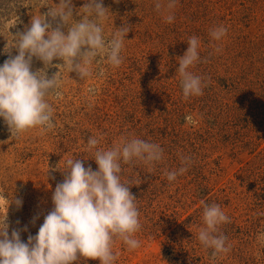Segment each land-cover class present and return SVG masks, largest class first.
Returning a JSON list of instances; mask_svg holds the SVG:
<instances>
[{
  "label": "rangeland",
  "instance_id": "obj_1",
  "mask_svg": "<svg viewBox=\"0 0 264 264\" xmlns=\"http://www.w3.org/2000/svg\"><path fill=\"white\" fill-rule=\"evenodd\" d=\"M59 3L0 0V64L18 54L15 39L32 18L44 15L52 29L60 26L67 34L68 25L48 15ZM86 3L71 0L69 26L83 18ZM102 4L106 40L129 28L120 66H112L105 51L81 79L60 58L45 66L33 57V72L44 70L60 81L58 94L46 97L54 122L12 135L0 118V220L7 214L9 235L18 230L27 242L38 232L68 159L97 170L89 137L101 150L139 138L159 144L163 158L121 165V180L139 211L140 247L130 250L114 238L115 264H264V0ZM219 26L227 32L215 40L210 33ZM191 37L200 41V59L188 70L203 87L201 95L185 98L178 61ZM182 167L169 182L167 173ZM205 204L219 205L229 217L217 229L227 252L213 255L198 239ZM73 264L100 261L82 257Z\"/></svg>",
  "mask_w": 264,
  "mask_h": 264
},
{
  "label": "clouds",
  "instance_id": "obj_2",
  "mask_svg": "<svg viewBox=\"0 0 264 264\" xmlns=\"http://www.w3.org/2000/svg\"><path fill=\"white\" fill-rule=\"evenodd\" d=\"M58 8H50L48 15L59 17L68 25L67 34L60 26L52 29L43 18H32L30 27L17 35L14 47L18 54L0 64V118L8 125L11 134H19L35 127H51L54 113L46 97L58 94L60 81L55 74L48 78L44 70H31L33 57L45 66L54 58L64 61L69 72L75 71L81 79L91 75L90 65L101 53L107 52L109 63L119 67L121 50L129 31L119 28L110 40H106L102 27L106 8L102 0H88L84 5L83 18L69 26L73 18L71 0H60ZM159 7V5H157ZM172 16L167 17L171 23ZM227 29L219 26L211 37L220 40ZM186 52L180 56L178 71L185 98L202 94V81L188 69L199 59L200 41L191 37ZM192 122L191 116L185 117ZM99 140L89 137L88 149H96L94 160L97 170L87 168L80 159H68L66 175L53 193V209L44 217L35 235L22 241L20 232L12 230L6 216L0 220V264H73L84 259H99L100 264H115L114 238H119L130 249L140 247L135 238L141 225L135 196L130 187L121 180L122 163L141 160L158 162L163 158L159 144L133 138L112 148H97ZM185 169L167 173L169 182L176 180ZM18 206L21 200L15 201ZM205 227L199 232L200 243L213 250V255L227 252L226 237L218 234V226L229 222V217L217 204H205L203 209Z\"/></svg>",
  "mask_w": 264,
  "mask_h": 264
}]
</instances>
